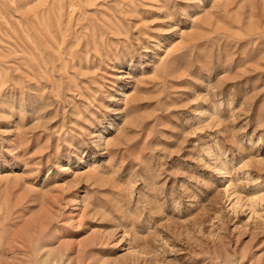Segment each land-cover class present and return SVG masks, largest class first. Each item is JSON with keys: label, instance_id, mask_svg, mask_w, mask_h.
Wrapping results in <instances>:
<instances>
[{"label": "rangeland", "instance_id": "1", "mask_svg": "<svg viewBox=\"0 0 264 264\" xmlns=\"http://www.w3.org/2000/svg\"><path fill=\"white\" fill-rule=\"evenodd\" d=\"M0 264H264V0H0Z\"/></svg>", "mask_w": 264, "mask_h": 264}, {"label": "bare ground", "instance_id": "2", "mask_svg": "<svg viewBox=\"0 0 264 264\" xmlns=\"http://www.w3.org/2000/svg\"><path fill=\"white\" fill-rule=\"evenodd\" d=\"M60 7V6H59Z\"/></svg>", "mask_w": 264, "mask_h": 264}]
</instances>
